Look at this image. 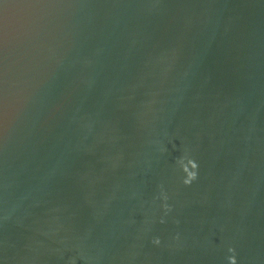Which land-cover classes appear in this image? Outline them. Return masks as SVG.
<instances>
[{"label": "water", "instance_id": "obj_1", "mask_svg": "<svg viewBox=\"0 0 264 264\" xmlns=\"http://www.w3.org/2000/svg\"><path fill=\"white\" fill-rule=\"evenodd\" d=\"M233 256L264 264V0H0V264Z\"/></svg>", "mask_w": 264, "mask_h": 264}, {"label": "clouds", "instance_id": "obj_2", "mask_svg": "<svg viewBox=\"0 0 264 264\" xmlns=\"http://www.w3.org/2000/svg\"><path fill=\"white\" fill-rule=\"evenodd\" d=\"M192 168H196V164L194 162H192L191 164ZM185 171H187V169H185ZM189 179L185 181V183H189L191 179L195 178V173L194 172H189L188 173ZM230 264H236V260L235 257H230Z\"/></svg>", "mask_w": 264, "mask_h": 264}]
</instances>
